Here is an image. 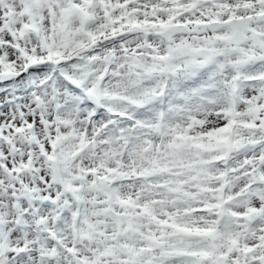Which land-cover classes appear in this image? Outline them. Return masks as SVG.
Wrapping results in <instances>:
<instances>
[{
	"label": "snow or ice",
	"instance_id": "obj_1",
	"mask_svg": "<svg viewBox=\"0 0 264 264\" xmlns=\"http://www.w3.org/2000/svg\"><path fill=\"white\" fill-rule=\"evenodd\" d=\"M0 264H264V0H0Z\"/></svg>",
	"mask_w": 264,
	"mask_h": 264
}]
</instances>
